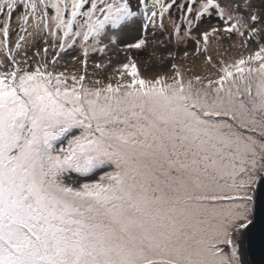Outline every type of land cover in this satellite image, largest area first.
Listing matches in <instances>:
<instances>
[{"label":"rangeland","instance_id":"1","mask_svg":"<svg viewBox=\"0 0 264 264\" xmlns=\"http://www.w3.org/2000/svg\"><path fill=\"white\" fill-rule=\"evenodd\" d=\"M263 156L264 0H0V264H129L136 219L166 264H231ZM147 157L176 166L173 183L145 186L144 204L122 190L136 217L120 220L110 172ZM192 230L191 248L166 247Z\"/></svg>","mask_w":264,"mask_h":264},{"label":"trees","instance_id":"2","mask_svg":"<svg viewBox=\"0 0 264 264\" xmlns=\"http://www.w3.org/2000/svg\"><path fill=\"white\" fill-rule=\"evenodd\" d=\"M192 154L191 153H186V155H184L181 159L182 160H186L187 157L191 156ZM164 163L166 165H168V164L171 165L170 162L167 163V162L164 161ZM151 165H153V166H152V168L149 169L150 172L148 173V175L147 174L142 175L141 173H139L140 172L139 170H132L129 174H127L124 177L125 184L127 183L125 186H122V188H121L120 185H119V183H115V185L110 189V191L107 192L106 197H108L110 200L105 199L104 202L107 203V204H110V202L111 203H116L118 205V207H120V212H119V215H118L120 217V220L121 219L123 220V219H126V218L129 219V218H133L134 217V211H133L134 209H131V208H129V210L127 208L125 209V207H127V205L126 206H123V204H122L123 202L120 203L122 200L119 201L120 198L117 195H122V193H121L122 190L123 191L128 190L129 192H131V191L140 189L139 190V193L138 192H134L133 193V196L136 197V198H138V196L141 197L142 199L140 198V203L144 204L143 203L144 202L143 201V198L144 197H142L141 194L146 195V192L144 191L145 190V186H149V187H152V188L156 189L157 187H162V188L168 187L169 185H171V183H173V178H171V171L174 168H176V166L171 165L170 167L165 168L163 166L158 165L157 162L156 163L153 162V163H151ZM191 169H192V166L187 169L188 171H185L183 173H185V174H186V172L190 173L191 172ZM185 174H184V177H185V180H186V175ZM148 178H150V179H148ZM163 178H167L169 181L166 180V179H163ZM112 182H115V181L112 180ZM128 182L132 186L129 185ZM111 184H113V183H111ZM166 191H168L167 188H166ZM156 195H157V193L154 192L153 194H150L149 196L152 198V197H154ZM132 201L134 202V201H136V199L133 200V198H132ZM92 205H95V204H92ZM87 209L89 210V209H92V208L89 207ZM95 212H96L97 215H94V214L91 213V217H93V220L94 221H93V225H92V222H90V225L95 226L94 223L97 220L98 221L101 220L102 223H104L106 220L108 222H110V217H111L110 214L103 213V210L102 209H99L98 211H95ZM99 216H101V217H99ZM136 221H137V219L135 220V222H132V223H130L131 221H129L130 225L132 226V229L127 231V235H129V234L131 235V237L129 239L132 242L131 243L129 241L130 242L129 243V248H130V251H132L133 252V255L135 256L133 259H130L129 260V264H161V262H162V264H166V262H163L162 259H164V258L162 257L161 254H164V253H167V252H170V251H167V250L166 251H161L160 254H157L156 256L153 253H144L143 248L146 245H148V243L144 239H141L142 237H141V234H140V231H139V227H135L134 226L135 223H136ZM127 222H128V220H127ZM17 226H19L17 228V230H16L17 232L22 231V232H25V233L32 234L33 233L32 231L35 230V229H32L29 225L28 226H25L24 224H21V223L20 224H15L14 227H17ZM105 226H106V222H105ZM79 230H80V233L85 232V230L82 227ZM44 234H45V232H44ZM133 235L134 236L137 235L138 238L141 241L135 240L133 238ZM184 239H185V237L183 236L180 240L182 241ZM74 240H76L75 237H74ZM17 241L12 240L11 242H14L13 244H15V243H17ZM44 243H45L44 249L41 250V252H39V254L36 256V259H35V260L40 261V262H43L44 261L43 258L45 256H49L52 253V252L49 253L47 251V245H48V243L47 242H44ZM168 249H171V247L168 248ZM15 250L17 252V254H15V255L16 256L17 255L20 256L19 253L22 252V250H26V248H18L17 247ZM31 250H32V248L30 249V251ZM13 251H14V248H13ZM28 254H29V252H28ZM47 254H49V255H47ZM89 254H86L83 257V259L85 260L84 261V264H93V262L97 259V257H95L93 255H90L89 256ZM9 260H13V261H9ZM9 260H7V261L4 260V261H5V263L7 262V263H11V264L13 262H17L16 257L14 258L13 256H9Z\"/></svg>","mask_w":264,"mask_h":264},{"label":"water","instance_id":"3","mask_svg":"<svg viewBox=\"0 0 264 264\" xmlns=\"http://www.w3.org/2000/svg\"><path fill=\"white\" fill-rule=\"evenodd\" d=\"M246 207L247 225L242 240L231 251V264H264V156Z\"/></svg>","mask_w":264,"mask_h":264},{"label":"bare ground","instance_id":"4","mask_svg":"<svg viewBox=\"0 0 264 264\" xmlns=\"http://www.w3.org/2000/svg\"><path fill=\"white\" fill-rule=\"evenodd\" d=\"M151 143V145H155V142L154 141H151L150 142ZM137 146V145H136ZM138 146H140V144H138ZM154 161H153V159L152 158H146V165H145V168H143L139 173H141L142 175H145V174H148L149 172H150V167H148L147 165L148 164H151V163H153ZM167 163L169 162V160L168 161H166ZM181 164V163H180ZM132 170H134V169H130V170H128V167H124L123 169H121L120 171H116V172H112V173H110L111 174V176H110V179H109V185L108 186H110L111 185V183H119V185H120V187L122 188V186H125L126 184H125V180H124V177L127 175V174H129ZM182 171L184 172V171H188L187 170V168H182ZM190 174H192V172H190ZM197 174L198 173H195V174H193V177H194V181L193 182H190V183H188V185H187V187H184L183 189H184V192H186V193H188V195H190L191 194V191L193 192L194 190H197L196 189V187L193 185V184H195V183H197V181H196V179H198V177H197ZM112 180H114L115 182H112ZM187 182V181H186ZM129 183V182H128ZM198 183H200V181L198 182ZM129 185H131L130 183H129ZM202 185V184H201ZM132 186V185H131ZM107 192L108 191H110L109 190V188L107 187V190H106ZM185 196V195H184ZM192 208H190L189 207V205H185V206H182V207H179V208H177V212H175V213H177L178 215H179V218H181V221H179V222H181L182 223V228H181V230H183L182 232L184 233L185 232V230L190 226V225H192V226H195V224H191V217L192 216H187L186 215V213L185 212H187V211H190ZM194 210V209H193ZM224 213L226 214V216H229V214H230V212L229 211H224ZM191 228V227H190ZM179 233V232H178ZM178 233H175L174 235L172 234V231H171V233L169 234V238H170V241H169V243L167 244V247L169 246V247H171L172 246V248L175 246V243L176 242H178L179 243V249L180 250H183L184 251V249H189V248H191L190 246H188L189 245V243H192V242H188L187 240H190V239H192L193 237V234H194V232H193V230H192V233H189L188 235H183L184 237H185V239L184 240H180L183 236L182 235H180V233L178 234ZM182 233V234H183ZM173 239V240H172ZM199 243V246L202 248V242L200 241V239L198 240V241H196L195 242V244L197 245ZM171 248V249H172ZM168 251V250H167ZM192 252V251H191ZM190 252V253H191ZM82 254H83V252H81ZM79 256V255H78ZM189 258L191 257V256H189V255H187ZM77 257H76V255L75 254H70V253H66V256H65V258L64 259H72V260H70L69 262H66V263H68V264H73L77 259H76ZM183 259V260H182ZM185 259V260H184ZM192 259H194V261L192 262L193 264H205V263H208V261L210 262V264H211V260L208 258V259H206L205 258V256H204V254H202V253H199V254H197L196 256H192ZM189 260V259H188ZM65 261V260H64ZM178 263H181V264H184V263H186V264H188L189 263V261H187L186 260V258H181V259H178V261H177ZM223 262V261H222ZM224 263V262H223ZM220 264H221V262H220ZM225 264V263H224Z\"/></svg>","mask_w":264,"mask_h":264}]
</instances>
